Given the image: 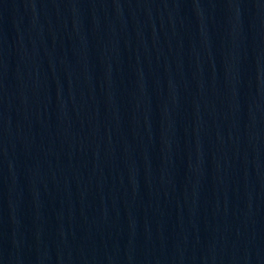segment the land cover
Instances as JSON below:
<instances>
[{"label":"water","instance_id":"obj_1","mask_svg":"<svg viewBox=\"0 0 264 264\" xmlns=\"http://www.w3.org/2000/svg\"><path fill=\"white\" fill-rule=\"evenodd\" d=\"M0 264H264V0H0Z\"/></svg>","mask_w":264,"mask_h":264}]
</instances>
